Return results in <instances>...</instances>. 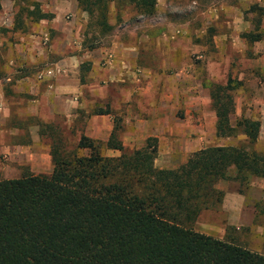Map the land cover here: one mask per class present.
<instances>
[{
  "label": "rangeland",
  "instance_id": "374dc122",
  "mask_svg": "<svg viewBox=\"0 0 264 264\" xmlns=\"http://www.w3.org/2000/svg\"><path fill=\"white\" fill-rule=\"evenodd\" d=\"M115 1L109 4L107 15V23L113 30L103 36L99 35L96 29L87 27V15L78 9L74 0H2L4 6L0 10V180L28 174H50L51 145L58 146L63 153L75 152L77 156H86V150H75L79 136L83 135L103 143L101 136L95 137L96 129L102 124L98 117L90 113L93 109L109 108L110 105L118 103L117 97L108 93L114 87L123 88L124 82L109 78L108 69L103 65L105 60L111 61V48L116 43L136 45L135 59L129 71L133 73L136 81L145 77L149 82L148 93L143 96L141 91L137 92L136 89L143 88L144 82L141 80L133 84L136 94L132 100V114L128 122L121 109L112 111L109 108L110 124L112 125L113 118L117 119L120 127L117 139L120 143L123 142L125 152L144 145L145 132L141 131L142 126L138 125L137 120L144 121L145 129H153L150 121L165 113L163 117L160 115L164 127L159 130L160 134L155 136L156 156L153 165L156 168L174 169L184 163L192 153L212 146L241 147L264 154V89H260L257 83L264 82V73L251 70L252 66H246L249 64L248 60H255L260 53L252 47L240 53L238 46L230 50L231 40L230 43H227L228 40L216 41L217 32L221 30L224 22L218 15L219 12L235 4L240 8L244 19L254 22L257 16L253 7L258 6L251 2L243 8L238 5V0H155L152 14L144 16L136 11L131 0ZM33 3L38 5L42 13L52 14L53 18L34 21L28 14ZM182 23L188 27L187 34L180 31L178 25ZM255 34L261 37V33ZM26 39L37 40L42 54H46L52 46L62 47L66 52L63 55L79 57V60L73 61L71 69L75 72L78 83L83 85L80 96L77 97V101L81 100L83 108H77L76 104L66 117L49 115V111L43 107L40 109V115L47 123L27 115L22 104L18 102V77L22 76L18 73V70H21L18 68V45ZM53 55H44L43 60L34 62L35 64L25 71L24 76H33L38 72L42 74L52 68V63L56 61L51 58ZM96 56L100 60L95 72L91 69L90 60ZM240 66L242 70L239 69ZM238 76L240 81L237 80ZM152 77H155L156 81L151 80ZM227 77L239 83L235 84L230 92L234 108L241 109L239 115L234 112V117H255L262 125L259 134L261 139L250 147L241 135L233 138L214 136L215 117L210 106L209 88L213 84L224 85ZM186 86L187 91L193 87L198 94L195 107L188 106L186 113L184 101L190 103L194 98L183 96L185 98L179 104L174 103L169 109L162 108L163 112H155L156 92L158 97L159 94H172V99L169 98L171 102L173 99L178 102L181 98L179 93L183 91L184 95ZM176 95L178 97L175 99ZM167 125L170 126L169 130ZM28 126L36 129L37 140L34 143L39 147L40 154L45 152L49 157H8L14 154L8 155L1 150L6 144L16 148L18 143L31 145ZM99 153L104 157L119 155L117 151H105L103 148ZM16 155L18 156V150ZM216 182L212 186L214 194L206 202L207 209L199 213L191 228L264 255V194L260 196L262 198H257L259 188L256 182L248 187L245 181H235L239 186V193L247 195V203L254 205V220L252 226H223L222 222L227 218V214L221 208L222 194L214 189Z\"/></svg>",
  "mask_w": 264,
  "mask_h": 264
},
{
  "label": "trees",
  "instance_id": "16d2710c",
  "mask_svg": "<svg viewBox=\"0 0 264 264\" xmlns=\"http://www.w3.org/2000/svg\"><path fill=\"white\" fill-rule=\"evenodd\" d=\"M74 1L86 13L88 28L103 36L112 32L107 15L115 0ZM131 1L140 15L152 14L155 0ZM253 9L257 19L264 16V7ZM28 14L34 21L53 18L35 3ZM240 38L252 43L260 35L241 33ZM235 84L227 78L224 85L209 88L214 136L241 135L250 147L260 123L234 117L230 92ZM90 114L111 111L106 107ZM119 130L113 118L105 142L79 136L75 150H86V156L51 145L48 175L0 180V264H264L258 253L191 228L207 209L217 180L264 179V154L212 146L192 153L174 169H161L153 165L155 138L125 152L117 139ZM102 148L119 155L104 157Z\"/></svg>",
  "mask_w": 264,
  "mask_h": 264
},
{
  "label": "crops",
  "instance_id": "0c3cea01",
  "mask_svg": "<svg viewBox=\"0 0 264 264\" xmlns=\"http://www.w3.org/2000/svg\"><path fill=\"white\" fill-rule=\"evenodd\" d=\"M253 2L258 7H264V0H238V5L243 6V8H246L248 3ZM4 6L3 2L0 1V10ZM219 16H221V19L224 20L223 27L220 31L217 32V42L225 41L230 43L229 40H231V47L230 50L234 49L235 46H238V50L243 52L244 49L248 47H252L256 52L260 53V56L256 58L255 60H248L249 64L246 65L247 67L252 66L251 70H259L261 73H264V16H261L258 19H255L254 22L252 20L244 19L242 16V12L239 7H237L235 4H231L230 6L226 7L223 11L218 13ZM213 17H215V13H213ZM224 18V19H223ZM257 18V17H256ZM46 21V20H45ZM256 22L258 23L256 26ZM181 29L180 31L184 34L188 33V27L182 23L178 25ZM190 32V30H189ZM261 33V37L259 40L248 43L244 39L240 38L241 33ZM33 38V37H30ZM215 38V37H213ZM42 50L38 45L37 40L30 41L26 39V41L21 42L18 45V68H21V70H18V73H21L22 76L18 77V102L22 104L24 111H26L28 116L37 117L40 121L46 122V120L43 119V117L40 115V109L43 107H46V109L49 111V115H62V116H69L71 113V110L73 107L76 106L77 108H83L82 102L79 99L77 101V97L80 96L81 88H83V85H80L74 75L75 72L71 69L73 61L76 59L79 60V57H73L69 56L68 54H64L65 52L62 47H49L46 51V54H42ZM111 52L113 53V57L111 61L105 60L103 65L105 69H108L107 74H110L108 77L113 78L115 81L119 79L120 82H124L123 88H117L114 87V89H111V91L108 93V95H113L117 97L118 103L115 105H110L109 108L114 110H120L123 111L124 115L126 116V122H128V118L131 116V108L132 106V100L135 99L136 92L134 91V83H139L141 80L144 82V87H140V89H136L137 92L141 91L142 96L147 95L148 93V81L145 77L144 79H139L136 81L133 78V73L129 71V68L132 66L134 59H135V52H136V45L134 43H116L112 46ZM66 53V52H65ZM47 54H54L51 58L54 61L52 64V68L47 69V72H44L42 74L35 73L33 76H24L25 71H28L29 68H31L32 64H35L34 62H37L38 60H43ZM59 57H54V56ZM34 57V58H33ZM243 57V56H242ZM99 58L96 56L94 58H91V69L92 71H97ZM113 68V69H110ZM240 70L241 66L239 67ZM250 70V74H252ZM247 72V71H246ZM104 76V74H101ZM239 75V74H238ZM241 75V74H240ZM40 77V78H38ZM228 78V77H227ZM226 78V80H227ZM231 78V77H230ZM6 80H8L6 78ZM151 80L156 81L155 77H152ZM225 80V82H226ZM238 81H240V77L237 78ZM224 82V83H225ZM254 83L256 87V79L254 78ZM260 86V89H264L263 84L264 82H257ZM184 89H186V93L182 95L184 92L180 91L181 98L178 102L173 99V102L169 98L172 99L173 95H163L158 93H155V107L157 110L156 113H159L160 111L163 112L162 108L169 109L171 105L174 103L179 104V102L183 101V98L190 97L194 98L193 102H185V112H188L189 107H195L198 98V94H196L195 90H193V87L188 90V87L186 86ZM198 91H201L197 88ZM197 91V92H198ZM104 95H106L104 93ZM107 95V96H108ZM103 97V94L101 95ZM185 96V97H183ZM178 97V95L175 96V99ZM244 97V95H243ZM105 100L107 97L104 98ZM103 99V100H104ZM196 100V101H195ZM189 106V107H188ZM183 107V106H182ZM2 109H4L2 107ZM241 109L239 107L234 108V112L239 115ZM167 112V110L165 111ZM161 117L165 116L166 114L161 113ZM160 115L157 117L156 120L150 121L151 127L145 129L144 128V121L137 120L138 125L142 126L141 131L145 132L144 137L149 138V136H153L150 138H155V136L160 134L159 130L164 127L163 118H160ZM99 118L102 126L100 128L96 129V135L101 136L103 139L101 142H105L107 138L109 137V134L112 129V125L110 124V115H100L96 116ZM246 118V117H245ZM254 120H258L257 118H251ZM34 127L28 126L29 130V136L30 140L32 142L31 145H25L18 143V148L16 147H10V145H5L2 147L1 150L5 152L6 154H14L9 155L8 157H49L48 154L45 152L39 151V147L36 143H34L37 140V134L36 129H33ZM170 129V126L167 125V130ZM106 130V131H105ZM262 125L260 124L259 132H258V140L261 138L259 134L261 133ZM122 146L123 142L121 143ZM42 149V148H41ZM18 150V156L16 155V152ZM110 151V150H105ZM114 152V151H112ZM188 159V158H187ZM228 176L233 178L234 172L229 171ZM246 185L248 184V187H250L254 182H256L258 190V197L262 198L264 194V179L260 177H254L250 176L245 180ZM214 189L222 194V206L221 208L224 210L225 214H227V218L223 220V226H230V227H244V226H252L253 220H254V205H250L247 203L248 197L247 195H243L239 193V186L238 184L233 180H219L214 185ZM250 191V190H249ZM258 200V199H257ZM239 210V212H238ZM199 233L204 234L203 232L196 231ZM208 235V234H205ZM211 236V235H208ZM213 237V236H211ZM216 238V237H214ZM221 240L220 238H216ZM259 254V253H258ZM261 255V254H260ZM264 256V255H262Z\"/></svg>",
  "mask_w": 264,
  "mask_h": 264
},
{
  "label": "built area",
  "instance_id": "2783aa9c",
  "mask_svg": "<svg viewBox=\"0 0 264 264\" xmlns=\"http://www.w3.org/2000/svg\"><path fill=\"white\" fill-rule=\"evenodd\" d=\"M47 72V71H46ZM47 73H50V72H47ZM38 78H40V77H38Z\"/></svg>",
  "mask_w": 264,
  "mask_h": 264
}]
</instances>
